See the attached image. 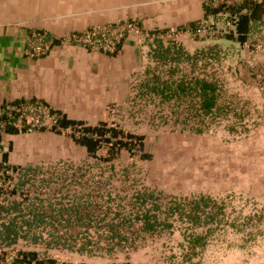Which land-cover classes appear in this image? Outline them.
Masks as SVG:
<instances>
[{
  "label": "trees",
  "instance_id": "1",
  "mask_svg": "<svg viewBox=\"0 0 264 264\" xmlns=\"http://www.w3.org/2000/svg\"><path fill=\"white\" fill-rule=\"evenodd\" d=\"M257 4L264 7V2ZM156 42L152 60L124 109L130 118L156 129L168 126L195 134L227 121L229 132H248L251 125H245V120L252 106L228 90L226 75L234 76V72L224 66L225 57L219 50L190 53L173 40L166 46ZM51 113L60 127L50 129L56 133L83 123ZM80 129L81 136H71L85 147L92 161L16 166L20 176L12 196L0 204L4 213L0 242L12 244L21 238L33 248L18 249L13 262L57 264L50 249L88 257H112L118 252L127 256L148 240L168 236L177 228L182 234L177 243L182 251L179 256H165L166 263L197 264L195 258L205 246L207 233L227 219L225 204L208 194H170L147 187L137 177L139 168L134 163L115 162L122 150L137 148L140 158L148 156L142 148V134L108 126L104 120ZM102 147L106 155H98ZM196 228L202 229L198 233ZM161 246L167 248L164 243Z\"/></svg>",
  "mask_w": 264,
  "mask_h": 264
},
{
  "label": "crops",
  "instance_id": "2",
  "mask_svg": "<svg viewBox=\"0 0 264 264\" xmlns=\"http://www.w3.org/2000/svg\"><path fill=\"white\" fill-rule=\"evenodd\" d=\"M206 1L0 0V107L41 102L66 120L83 122L65 127V131H75L77 137L81 126L95 125L113 107L125 112L133 86L152 60L156 41L163 46L169 43L167 39L151 41L127 35L113 52L105 53L63 44L60 39L92 24L115 21H131L144 33L156 30L167 33L171 39L177 38L179 34H174L177 29L193 25L203 15L216 10L206 6ZM256 3L241 0L230 8L241 16L237 36L206 40L180 35L182 43L177 44L190 53L219 50L227 59L232 58L235 50L233 78L241 86L243 98L251 99L264 115V52L256 53L247 46L255 39L264 38L261 28L264 7ZM34 31L45 32L51 41L47 53L37 57L27 53L29 35ZM222 45L226 54L221 52ZM257 130L264 137V116ZM83 152L84 146L71 135L48 129L20 130L7 126L0 132V161L15 166L78 158ZM49 254L57 258V264H62L58 255L68 256L63 250L50 249ZM71 254L74 264L106 262L101 257Z\"/></svg>",
  "mask_w": 264,
  "mask_h": 264
},
{
  "label": "rangeland",
  "instance_id": "3",
  "mask_svg": "<svg viewBox=\"0 0 264 264\" xmlns=\"http://www.w3.org/2000/svg\"><path fill=\"white\" fill-rule=\"evenodd\" d=\"M190 25L177 30H184ZM180 35L176 34L177 38L173 39L167 36V43L172 40L182 43ZM224 48L223 45L220 47L221 52L226 54ZM235 54L234 50L232 58H225L223 61L224 66L229 65L233 72ZM226 86L229 91L237 92L243 98L241 86L233 76L226 75ZM246 100L252 106L251 115L245 120V125H251L248 132H229L227 121H221L201 134L168 126L156 129L137 123L117 109L108 111L103 119L108 126L143 135L142 148L148 156L140 158L138 149L133 148L131 151H120L114 160L120 164L134 163L139 168L137 177L143 185L170 194H208L225 204L227 219L210 234L207 233L205 246L195 258L197 264L264 262V137L257 130V124L264 115L254 107L251 99ZM252 121H255V125H252ZM74 132L71 129L62 133L70 136ZM82 134L83 131L78 130L77 135ZM104 149L105 147L100 148L98 155H106ZM68 153H71L70 149ZM79 159L92 161L93 157L84 147L82 156L61 160ZM57 161H42L37 165L46 167ZM115 184H118V180H115ZM201 229L196 228L195 231L199 233ZM181 239V230L176 228L168 236L148 240L127 256L118 252L112 257L101 259L106 262L127 260L130 264H167L165 256L170 253L180 255L182 249L177 243ZM162 243L167 248L161 246ZM58 259L62 264L76 263L70 252L67 258L58 255Z\"/></svg>",
  "mask_w": 264,
  "mask_h": 264
},
{
  "label": "built area",
  "instance_id": "4",
  "mask_svg": "<svg viewBox=\"0 0 264 264\" xmlns=\"http://www.w3.org/2000/svg\"><path fill=\"white\" fill-rule=\"evenodd\" d=\"M241 0H207L205 5L216 9L214 12L203 15L193 25L186 27L176 34L200 39H215L225 36H237L239 15L230 8ZM264 2V0H251ZM264 30V19L261 22ZM175 34V35H176ZM135 35L141 39L155 41L166 39L167 33L153 31L144 33L131 21H115L104 24H92L81 31L63 36V44L78 45L87 50L105 53L113 52L117 45L127 36ZM45 32H32L29 35L27 53L31 56H41L47 53L51 41ZM247 46L254 52H264V38L255 39ZM114 110L111 109V111ZM7 126L14 128L29 127L34 130L40 128L60 129L51 108L41 102H19L17 104H4L0 107V132ZM20 176V170L15 165L0 161V204L4 199L12 196L10 192L15 188ZM14 196V195H13ZM0 210V217L3 216ZM3 221L0 218V223ZM31 249L33 244L25 239L18 238L15 243L3 244L0 242V264H16L13 258L18 249Z\"/></svg>",
  "mask_w": 264,
  "mask_h": 264
}]
</instances>
